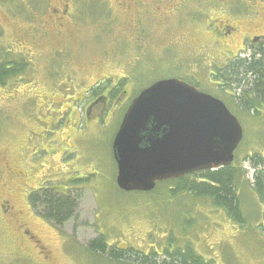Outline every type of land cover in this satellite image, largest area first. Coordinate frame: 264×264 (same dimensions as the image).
<instances>
[{"label":"rangeland","instance_id":"obj_1","mask_svg":"<svg viewBox=\"0 0 264 264\" xmlns=\"http://www.w3.org/2000/svg\"><path fill=\"white\" fill-rule=\"evenodd\" d=\"M63 2L0 0V63L20 70L0 82V264H127L89 252L86 246L99 235L161 262L165 248L174 253L191 245L209 264H264V202L250 185L247 160L264 155V109L253 120L255 112L230 104L244 128L235 166L244 169L245 224L187 192L120 191L112 152L130 101L158 80L183 78L229 101L212 73L230 55L212 32L236 26L238 37L228 46L235 54L243 34L259 33L264 20L254 25L238 13L252 9L247 0H67V20L55 29L47 17L51 5ZM118 79L128 93L123 106L97 120L99 101L88 116L89 97L99 99ZM87 88L93 94L85 95ZM51 183L64 191L71 186L79 201L62 226L29 201Z\"/></svg>","mask_w":264,"mask_h":264},{"label":"water","instance_id":"obj_2","mask_svg":"<svg viewBox=\"0 0 264 264\" xmlns=\"http://www.w3.org/2000/svg\"><path fill=\"white\" fill-rule=\"evenodd\" d=\"M243 127L220 99L182 79H162L133 100L113 141L118 187L149 192L157 182L232 164Z\"/></svg>","mask_w":264,"mask_h":264},{"label":"trees","instance_id":"obj_3","mask_svg":"<svg viewBox=\"0 0 264 264\" xmlns=\"http://www.w3.org/2000/svg\"><path fill=\"white\" fill-rule=\"evenodd\" d=\"M12 68L11 65L4 67V64L0 63V82L12 75L11 73L14 75L20 71H17L16 67L12 71ZM219 76L225 83L218 89V93L229 98L227 105L234 104L243 113L255 112L256 119L253 120H259V112L264 109V44L260 45L250 57L231 62L228 67L220 71ZM237 90L240 91V96L235 93ZM237 99L239 101H236ZM229 108L234 112L230 106ZM247 160L254 169L253 182L250 181V185L264 202V155L255 152L248 156ZM243 175L244 169L231 164L216 170H204L182 178L166 180L158 183L157 187L170 189L172 195L187 192L194 198L210 200L214 207L223 209L237 224H245L246 216L239 198ZM171 183L175 186L171 187ZM156 189L137 194L151 196ZM29 201L33 208L43 213L44 218L58 226L64 225L74 217L79 206L76 196L60 194L53 189L33 193L29 196ZM173 205L177 207L180 204L175 201ZM106 239L103 235H99L91 240L86 248L98 257L107 256L105 258L127 264H209L191 245L185 248L180 246L174 253L165 248L168 256H165L161 262L150 259L148 254L145 256L137 254L135 248L108 244ZM153 254L158 255L159 252L155 250Z\"/></svg>","mask_w":264,"mask_h":264},{"label":"flooded vegetation","instance_id":"obj_4","mask_svg":"<svg viewBox=\"0 0 264 264\" xmlns=\"http://www.w3.org/2000/svg\"><path fill=\"white\" fill-rule=\"evenodd\" d=\"M63 4L54 6L51 5V11L53 14H50V16H48L47 21H49V23L51 24V26L55 29H61L64 27V23L67 20V16H68V10H69V4L67 2V0H63ZM247 3L252 7L251 10L246 11V12H238L239 14H243V17L246 18V20L249 23H254L255 24L256 21H259V23L261 24V18L264 20V0H247ZM248 7V6H247ZM249 8V7H248ZM255 8V9H253ZM223 33H221L220 35H218L216 32H212L214 34L213 38L217 39V41L221 42L224 46V51H223V55L226 57V55H230V57L228 59H226L227 63H223V66H218V70L216 71V73H212L213 77H214V82L216 85V88H220L221 85H223L225 82L221 80L220 78V71L223 70L224 68L228 67L230 65L231 62L237 61L239 59H245L248 58L250 56L245 55L242 56V51H248L251 50V55L254 53V51L256 49L259 48L260 45L264 44V25L263 28L261 30H259V33L255 34L252 36L251 33H244L243 34V39H242V43L243 45L240 47L239 51H237L235 54L233 52L230 51V49L228 48V46L231 44L230 39H235L237 36V33L235 31L238 30V28L236 26L230 25L229 26H225L222 28ZM227 52V53H226ZM217 67V66H216ZM10 76H8L9 78ZM108 76H106L105 78H103L104 80L107 79ZM118 80H116V87L114 88H105L101 90L104 95H102L99 99L95 98L96 95H92L93 99L91 100L92 97H89V109H88V116L89 112H93V109L95 108V106L97 105V103L99 101H102L103 105L102 107L99 109L98 112H93L96 119L98 120L100 117L104 116V114H106L108 111L110 110H116L119 109V107H122L123 104L125 103L126 99H127V95L128 93L126 92L125 88L123 87V85L121 83L118 82ZM121 86L123 88H121ZM91 92L93 94V91L90 90V88L85 89V95H88L87 93ZM98 93V92H97ZM91 100V101H90ZM132 101H130L129 105L131 104ZM128 105V106H129ZM125 114V113H124ZM124 116V115H123ZM42 172V170H41ZM71 182V181H70ZM45 189H53L55 192H58L60 194H71L70 190H71V186L70 188H68L67 191H64L63 189H61L60 186H58L57 183H51V184H44L43 186H41V191L45 190ZM4 210L6 211L7 214H9L8 216H11L10 214H13L12 211V206L10 205H2ZM41 215L43 216V213L41 212ZM44 217V216H43ZM41 249V252L44 253L46 251V253L49 250H46L44 247L39 246Z\"/></svg>","mask_w":264,"mask_h":264}]
</instances>
